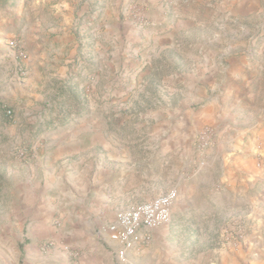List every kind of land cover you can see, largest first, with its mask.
Wrapping results in <instances>:
<instances>
[{
  "label": "rangeland",
  "instance_id": "obj_1",
  "mask_svg": "<svg viewBox=\"0 0 264 264\" xmlns=\"http://www.w3.org/2000/svg\"><path fill=\"white\" fill-rule=\"evenodd\" d=\"M88 163L116 193L178 190L179 262L264 264V0H0V264L102 241L24 202L54 174L81 206Z\"/></svg>",
  "mask_w": 264,
  "mask_h": 264
},
{
  "label": "crops",
  "instance_id": "obj_2",
  "mask_svg": "<svg viewBox=\"0 0 264 264\" xmlns=\"http://www.w3.org/2000/svg\"><path fill=\"white\" fill-rule=\"evenodd\" d=\"M252 80L254 79H248V83ZM217 123H224V127H226L225 121L218 120ZM101 138L100 135L93 132L87 136H82L81 140L73 139L70 143L75 148L81 146L84 151L85 149L93 148L97 144H102ZM88 154L90 157V152ZM92 166L93 163H88L86 175L84 176L87 182L82 185V195L84 196V198H81L84 201V204L81 205L82 207L79 206V198L75 197V190L73 188L62 189L59 187L58 177L54 174H48L54 182L45 183L43 188L40 182V188L36 190V193H23L26 204L37 206L40 212L43 211L45 215H48L47 218L40 220L39 226L41 228H46L50 223H53L55 221L53 219L56 217L54 215L57 212L64 215L62 220L63 225L67 228V232L72 233L70 231L71 228H76L79 223L84 224V227H87L89 231H91L96 223L100 225L102 241H97L92 232H89L88 240L85 243L88 244L87 247L89 248L77 257L74 263H59L58 260L61 257L54 255L55 258L53 260L55 262H50L49 264H183V262H179L178 258H176L175 253L171 254L170 251L162 249L163 247L159 246L161 240L167 239L170 229L174 227V223L171 221L153 230L151 238L147 243L140 244L136 249L127 251L125 254H122V244L119 241L112 240L107 231L108 225L116 219V213L129 205L137 203L138 201L135 199L137 196L152 197L161 194L164 192L163 190H169V187L160 189V191H156L153 187L139 189V191L137 188H133V192L131 193L129 191L131 189H127L125 192L121 190L116 193L114 190L112 191V189H116L114 174L112 176H105L102 170H98L93 174L94 169ZM98 167H100V164H98ZM39 180L41 181L42 179L40 178ZM91 181H94V183ZM118 195H127L134 197V199L129 197L125 200H116L114 197ZM81 209H84V216L79 215ZM43 237H45L44 233L40 234L38 238L41 240ZM38 264L48 263L42 262Z\"/></svg>",
  "mask_w": 264,
  "mask_h": 264
},
{
  "label": "built area",
  "instance_id": "obj_3",
  "mask_svg": "<svg viewBox=\"0 0 264 264\" xmlns=\"http://www.w3.org/2000/svg\"><path fill=\"white\" fill-rule=\"evenodd\" d=\"M8 113L11 114L12 111L8 110ZM178 196L177 189H169L150 200L130 205L116 213V219L108 225L107 231L112 240L122 244V254L147 243L153 230L171 220Z\"/></svg>",
  "mask_w": 264,
  "mask_h": 264
}]
</instances>
